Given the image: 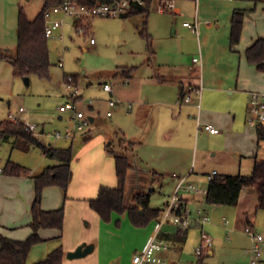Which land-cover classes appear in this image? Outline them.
<instances>
[{
  "label": "crops",
  "instance_id": "0c3cea01",
  "mask_svg": "<svg viewBox=\"0 0 264 264\" xmlns=\"http://www.w3.org/2000/svg\"><path fill=\"white\" fill-rule=\"evenodd\" d=\"M162 1L149 0L146 13H128L119 17L141 14V23H148L154 46L152 51L147 49L149 55L142 63L146 67L140 75L131 76L135 68H122L123 73L130 69L127 84L133 79L130 88L135 99L141 101L137 115L140 134H136L137 138L133 140L121 135L131 142L128 155L132 168L127 174L125 195L129 182L136 184L138 188L134 192H137L142 189V182L155 183V175L161 172L170 175L173 191L179 177H185V183L204 189L208 183L207 174L211 171L248 175L256 161H264V139L258 140L256 125L247 121L249 91L264 90V72L250 64L244 54L246 47L256 38L264 37V1L173 0L172 9L159 11ZM151 5L153 15L150 14ZM235 9H244L245 12L239 41L231 46V18ZM195 20L197 32L182 24ZM158 40L163 44L159 45ZM189 44L192 49L184 50ZM194 56L201 58V66L193 62ZM118 71H114L113 76L119 74ZM14 85L11 65L0 59V95L5 92L12 95ZM190 86H200L199 108L195 96L189 102L182 101ZM113 92L112 88L110 97ZM63 94L67 102L68 97ZM20 107L14 112L17 116L24 112L19 111ZM117 107L118 104L112 109ZM58 111V119H62V111ZM2 119L0 117V121ZM89 119L94 121L95 118L89 116ZM207 123L218 127L219 131L209 132L205 128ZM262 126L264 128V122ZM43 131L41 128L40 132ZM86 134L82 136L86 143L80 147L82 154L74 161L65 194L59 186V189L46 186L41 197L40 206L44 210L64 204L63 227L61 230L40 228L41 239L29 248L25 264L45 259L59 245L63 249L62 264H132V254L142 247L156 226L159 218L144 226H135L127 212H112L105 221L90 207L88 200L95 197L100 185L116 184V174L113 156L105 150L112 140L103 134L92 139ZM47 143L54 146L52 142ZM157 183L163 186V181ZM181 196L184 207L190 210L193 218L198 210L210 216L204 229L211 235L213 244L202 256V264H246L250 240L243 228L246 224L256 227L255 188H243L235 205H209L203 192L182 190ZM169 198L170 195L158 208H163ZM26 215L25 228L5 236L26 238L31 232V214ZM165 229L167 233L163 238L168 248L161 252L163 264H193V259L199 258L193 248L198 243L200 224L192 220L185 229L186 233H180L178 237L175 225L167 223ZM88 244L92 249L85 255L66 256L78 245ZM261 246L264 250V241ZM261 264H264V255Z\"/></svg>",
  "mask_w": 264,
  "mask_h": 264
},
{
  "label": "rangeland",
  "instance_id": "374dc122",
  "mask_svg": "<svg viewBox=\"0 0 264 264\" xmlns=\"http://www.w3.org/2000/svg\"><path fill=\"white\" fill-rule=\"evenodd\" d=\"M43 3L44 0H0V47L8 48L13 52L16 46V25L19 11L23 10L29 19H33ZM153 5L150 6L151 15L154 13ZM142 17L141 14L122 18L94 17L86 33L76 32L70 25L65 24L62 29L47 38L51 61L49 78L43 79L32 74L29 76L30 83L26 84L22 77L13 76L15 85L12 95H9L8 92L0 95L2 98L0 100L1 119L8 118L9 111L14 113L19 106H22L24 112L18 116L27 123L36 125L35 135L41 140L52 142L56 147L72 145L71 169H73L74 161L82 154L80 147L86 143L82 139L85 133L91 139L98 134H103L112 140L111 146L115 150H119L118 143L122 134L131 140L137 138L136 134L139 135L141 129L139 119H137L141 101L135 99L130 88L133 79L130 80V84L125 82L128 77L122 72V68L128 67L132 70L135 68L130 73L131 76L140 75L146 67L142 63L149 55L147 46L150 51L153 50V39L150 36L148 23L147 25L141 23ZM65 19L69 23L72 22L70 17H65ZM59 33H62L61 39L58 37ZM145 34L149 36V41L144 36ZM90 38H93V43H90ZM157 43L163 44L160 40ZM192 47V44H189L184 50L190 51ZM59 61L62 63L61 67L58 65ZM117 70H119V74L113 76L114 71ZM63 73L74 75L76 78L75 87L78 95V99L75 101L76 110L83 111L87 117L95 118L82 131L75 132V136L70 139L54 136L56 131L63 132L66 128H73L72 109L62 111L63 118L58 119V108L66 103V97L63 94L65 93ZM104 80H108L107 82L113 88L114 95L111 97L102 87ZM109 98L118 101L116 109L108 107ZM109 109L112 111L111 116L106 114ZM41 128H44L42 133L40 132ZM146 136L147 134L145 138L148 137ZM154 141L156 140L154 139ZM126 146L129 149L130 144L127 143ZM105 150L111 155L106 147ZM193 152L192 157L195 155V150ZM8 161L24 167L29 173L27 175L22 173L4 174L2 169ZM55 163H57L56 159L45 157L41 150L33 144L14 145L13 138L1 142L0 232L2 234L16 233L25 228L24 224L27 222L25 217H27V213L31 214V202L34 197L32 176L38 174L46 165ZM155 176L156 182L149 185L142 182L140 191L151 189L150 204L153 207H160L168 195L171 197L173 185L169 174L161 172ZM161 181H163V186L157 183ZM135 185L132 181L128 184L126 192L128 202L135 193L137 187ZM50 187L59 189L56 185H50ZM61 205L64 206V204ZM255 222L256 230L264 236V211L262 209L257 210ZM166 226L167 224L164 227L166 228ZM15 227L17 228L13 229ZM184 260L181 261L185 262ZM193 261V264H196L197 259L195 258Z\"/></svg>",
  "mask_w": 264,
  "mask_h": 264
},
{
  "label": "trees",
  "instance_id": "16d2710c",
  "mask_svg": "<svg viewBox=\"0 0 264 264\" xmlns=\"http://www.w3.org/2000/svg\"><path fill=\"white\" fill-rule=\"evenodd\" d=\"M264 1V0H263ZM62 0H44V3L33 19H29L23 10H20L16 25V46L11 53L0 47V59L6 60L12 67L13 76L24 77L32 74L40 78L48 79L51 61L47 45V36L44 31V12ZM149 0H147V6ZM147 6H135L129 13H141L147 10ZM244 9H235L231 18L230 44L235 45L241 36L243 27ZM128 14V13H127ZM149 41V36L144 35ZM149 46H147V49ZM246 60L254 64L257 69L264 72V37L256 38L244 51ZM131 69V68H130ZM129 69V70H130ZM127 69L125 76L128 77ZM65 75V74H64ZM74 82L76 83V78ZM258 140L264 139L262 123L256 124ZM13 138L14 145L27 146L33 144L41 152L57 163L46 165L34 179V197L31 202V228L30 234L24 239H12L0 232V264H25L29 248L35 242L40 241V228H56L61 230L64 221V206L44 210L41 208V195L44 187L50 185L59 186L65 194L71 180V161L73 156L72 145L68 147H56L41 140L33 132L25 128L23 122L15 123L9 118L0 121V142ZM131 143L123 137L119 139V150L106 145L107 150L114 159L116 184L114 186L100 185L95 197L88 200L90 207L99 216L107 221L112 212H127L130 221L135 226H144L153 219H158L163 208L151 207L149 199L151 189L135 192L130 201L126 199V180L129 170L132 168L126 144ZM4 174H28L24 167L8 161L3 167ZM245 187H254L256 191V209L264 211V161H256L252 171L248 175L215 174L208 180L204 200L209 205H235L240 191ZM180 207L184 208L181 203ZM247 225V224H246ZM245 226V225H244ZM181 230H184L183 232ZM180 233L185 234V229L178 228L176 237ZM202 256H199L196 264H202ZM63 249L61 245L51 250L45 259L33 264H62Z\"/></svg>",
  "mask_w": 264,
  "mask_h": 264
},
{
  "label": "built area",
  "instance_id": "2783aa9c",
  "mask_svg": "<svg viewBox=\"0 0 264 264\" xmlns=\"http://www.w3.org/2000/svg\"><path fill=\"white\" fill-rule=\"evenodd\" d=\"M135 6H147V0H62L61 3L56 4L48 8L44 12V31L47 37L55 34L56 31L62 29L65 24L70 25L74 31L80 33L88 32L91 24V20L94 17H120L124 16ZM173 0H164L158 6L159 11H165L172 9ZM65 17L72 18V22L66 21ZM184 26L189 27L192 31L197 32V20L194 22L183 21ZM58 37L62 38V33L58 34ZM90 43H93V38H90ZM193 62L201 66V58L194 56ZM62 66L61 61L58 62ZM128 82V78L125 79ZM64 92L68 97V101L59 106L60 111L66 109H72L73 128L66 129L63 132L56 131L55 137L72 138L75 132L82 131L86 125L89 124L90 119L81 110H76L75 101L78 99L77 89L75 87L74 77L70 74L64 76ZM103 89L111 93L112 86L109 82L105 81L102 85ZM200 86H190L183 94L182 101L189 102L193 96L197 98V107L200 106ZM108 106L110 109L117 106L118 101L113 98H109ZM106 112L107 116L112 114L111 110ZM24 110L23 107L19 108V111ZM248 116L247 121L250 124H259L264 122V91L263 90H251L248 94L247 103ZM8 118L15 123L23 122L25 128L34 134L36 133V125L27 123L13 112L8 113ZM205 128L211 133H217L218 127L212 124H205ZM47 143V142H46ZM216 171H211L207 174L208 180H210ZM181 190L186 192H203L206 188H200L191 183H185V177L177 178V182L174 191L163 207V212L156 222L154 230L147 237L145 243L140 249L135 251L131 256L132 264H163L161 252L168 248L167 241L163 238V235L167 233L165 224L171 223L180 229H186L192 220H196L200 224V231L198 237V243L193 248L194 254L199 257L205 255L213 244L211 235L204 229V225L209 222L210 216L206 213H202L198 210L195 218L192 217L191 212L187 208L180 207L182 203ZM243 232L250 240L249 248L247 249L248 261L246 264H261L263 261L264 250L261 246L264 241V236L256 228L247 224L243 228Z\"/></svg>",
  "mask_w": 264,
  "mask_h": 264
},
{
  "label": "water",
  "instance_id": "95a60500",
  "mask_svg": "<svg viewBox=\"0 0 264 264\" xmlns=\"http://www.w3.org/2000/svg\"><path fill=\"white\" fill-rule=\"evenodd\" d=\"M23 80L26 84L29 83V77L28 76H24L23 77ZM91 120V119H90ZM92 249V245L91 244H88V245H78L74 250L72 251H68L66 253V256L68 258H75V257H79V256H83L85 255L86 253H88L89 251H91Z\"/></svg>",
  "mask_w": 264,
  "mask_h": 264
}]
</instances>
